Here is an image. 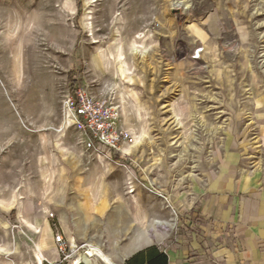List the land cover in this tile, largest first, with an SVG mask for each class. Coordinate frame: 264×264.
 Masks as SVG:
<instances>
[{"label": "rangeland", "instance_id": "rangeland-1", "mask_svg": "<svg viewBox=\"0 0 264 264\" xmlns=\"http://www.w3.org/2000/svg\"><path fill=\"white\" fill-rule=\"evenodd\" d=\"M70 74L121 107L124 158L85 151ZM215 185L264 192V0H0V264H75L140 233L191 258Z\"/></svg>", "mask_w": 264, "mask_h": 264}, {"label": "crops", "instance_id": "crops-1", "mask_svg": "<svg viewBox=\"0 0 264 264\" xmlns=\"http://www.w3.org/2000/svg\"><path fill=\"white\" fill-rule=\"evenodd\" d=\"M238 187L241 185L236 186L237 193L240 192ZM247 188L251 187L247 186ZM230 189L232 188L229 187L224 193L219 185H215L210 192L212 195L209 197L210 200L204 199L202 213L204 216L213 218L208 223L203 222L201 226L207 233L204 235L207 239V242L203 244L205 248L202 249L203 246L196 243L197 247L194 246V249L197 252L191 254V258L188 256V249L182 253L164 251L163 253L168 256L169 264H179L183 260H188L192 264H264V192L256 193L252 190L253 194L243 199L228 196L231 195ZM138 214L142 216L141 211ZM139 216L134 214L132 217L136 220ZM220 220L233 224L238 240L223 237ZM154 229H157V226H154ZM213 229H215L214 232ZM154 239V235L144 237L140 233L130 244L122 245L114 250L104 249V252L115 262L120 260L125 264L139 252L154 247ZM210 244H215L216 247H211Z\"/></svg>", "mask_w": 264, "mask_h": 264}, {"label": "built area", "instance_id": "built-area-1", "mask_svg": "<svg viewBox=\"0 0 264 264\" xmlns=\"http://www.w3.org/2000/svg\"><path fill=\"white\" fill-rule=\"evenodd\" d=\"M101 93L104 95L95 96L88 85L78 84L75 94H68L67 104L73 112V125L83 137L85 151L112 158L115 152L122 154V145L134 143V137L117 124L121 107L109 93ZM55 242L62 254L70 248L61 233H57Z\"/></svg>", "mask_w": 264, "mask_h": 264}, {"label": "bare ground", "instance_id": "bare-ground-1", "mask_svg": "<svg viewBox=\"0 0 264 264\" xmlns=\"http://www.w3.org/2000/svg\"><path fill=\"white\" fill-rule=\"evenodd\" d=\"M131 53L132 55H136L137 53L139 54V49L137 46H134L131 48ZM126 54L125 53H118L117 59L115 60V64L118 65L119 71L121 72L122 75L126 74V70L124 69V65H126ZM115 87L118 88V84L115 83ZM69 124V120L66 119L65 121V126ZM137 145L140 143V141H136ZM130 145V144H129ZM136 147V146H135ZM130 148H133L131 145ZM129 149V148H128ZM135 149V148H134ZM131 150V149H130ZM129 152V150H126ZM133 152V150H132ZM218 190V189H217ZM156 225L161 224L160 222H155ZM44 239V238H43ZM142 241V245H143ZM95 260H100L104 264H117L109 255L105 254L100 248L93 247V246H88L87 252L85 256L83 257L82 262H76L75 264H95Z\"/></svg>", "mask_w": 264, "mask_h": 264}, {"label": "trees", "instance_id": "trees-1", "mask_svg": "<svg viewBox=\"0 0 264 264\" xmlns=\"http://www.w3.org/2000/svg\"><path fill=\"white\" fill-rule=\"evenodd\" d=\"M74 75H69V80L71 83L70 94L74 95L76 90V85L74 83ZM125 264H169V259L167 254L163 253L156 246L150 247L142 252L136 254L133 258L126 261Z\"/></svg>", "mask_w": 264, "mask_h": 264}]
</instances>
